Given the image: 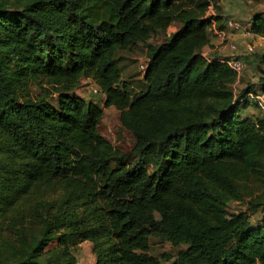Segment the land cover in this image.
<instances>
[{
  "label": "trees",
  "instance_id": "1",
  "mask_svg": "<svg viewBox=\"0 0 264 264\" xmlns=\"http://www.w3.org/2000/svg\"><path fill=\"white\" fill-rule=\"evenodd\" d=\"M208 7L0 0V264H77L83 242L94 264H157L151 239L177 249L172 264H264V118L255 100L264 54L257 84L237 89L241 75L203 55L212 23L223 29ZM172 24L164 42L147 45ZM248 26L264 40L263 15ZM139 43L147 59L135 90L117 54ZM84 80L103 106L76 95ZM110 107L132 134L128 155L99 133Z\"/></svg>",
  "mask_w": 264,
  "mask_h": 264
},
{
  "label": "rangeland",
  "instance_id": "2",
  "mask_svg": "<svg viewBox=\"0 0 264 264\" xmlns=\"http://www.w3.org/2000/svg\"><path fill=\"white\" fill-rule=\"evenodd\" d=\"M212 10L214 14L219 13L223 20L233 18L242 24V30L238 32L230 30L223 23L225 39L221 43L215 38L216 41L214 42L218 43V48L225 53H230V44L236 45L237 52L234 55L242 60L244 64L240 77L241 81L238 83L237 89L244 88L247 84L255 86L260 75L257 66L259 57L264 54V40L248 30L250 28L248 22L255 13L264 16V0H213ZM178 27L179 24H172L164 32H157L147 40V45H157L164 42ZM146 59V44L142 43L117 54L121 79L130 83L135 90H139L142 87L141 67L145 65ZM92 87L93 84L84 80L75 93L87 101L103 106L100 97L92 96L90 92ZM50 100L53 102V98ZM99 133L121 154L128 155L131 152L134 143L132 134L120 125L119 112L115 108H104L99 125ZM240 206L238 203H231L229 209L233 211L240 210ZM259 215L260 213L258 212L252 218L257 219ZM185 248L186 246H181L180 249ZM176 251L177 249L172 248L168 243L151 239L148 254L157 264H172ZM75 256L77 264H94L95 258L91 253V244L89 242L81 243Z\"/></svg>",
  "mask_w": 264,
  "mask_h": 264
},
{
  "label": "built area",
  "instance_id": "3",
  "mask_svg": "<svg viewBox=\"0 0 264 264\" xmlns=\"http://www.w3.org/2000/svg\"><path fill=\"white\" fill-rule=\"evenodd\" d=\"M209 3V7H208V11H207V15H213V0H207ZM224 25H226L230 30L233 31H240L242 30V24L237 21L236 19L233 18H227L224 20ZM212 37L216 38L217 40H219L221 43L222 41L225 39V32L224 30H218L215 26L214 23H212L211 28H210ZM229 49H230V53L234 54L235 52H237V48L235 44H230L229 45ZM204 56H206L205 53H203ZM221 60L230 68L232 69L237 75H241L242 73V69H243V61L238 59V57L236 56H231L229 58H221ZM144 66L141 67V69H143ZM89 83L93 84V87L91 89V94L92 96H98L102 99V104L104 103V94L100 91V89L94 84V82L92 80H86ZM256 103L258 105L259 111L261 112V116L264 118V95H257L256 97Z\"/></svg>",
  "mask_w": 264,
  "mask_h": 264
},
{
  "label": "crops",
  "instance_id": "4",
  "mask_svg": "<svg viewBox=\"0 0 264 264\" xmlns=\"http://www.w3.org/2000/svg\"><path fill=\"white\" fill-rule=\"evenodd\" d=\"M214 13V12H213ZM224 22V20H223ZM259 38V37H258ZM215 38H211V41L210 43L203 48V52L207 55V56H212L214 54L216 55H219L221 58H229L231 56H235L234 54L232 53H225V52H222L220 50V48H218V43H215L214 41H216V39L214 40ZM253 110V109H251Z\"/></svg>",
  "mask_w": 264,
  "mask_h": 264
}]
</instances>
